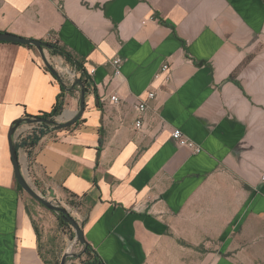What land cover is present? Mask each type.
Here are the masks:
<instances>
[{"label": "crops", "instance_id": "crops-1", "mask_svg": "<svg viewBox=\"0 0 264 264\" xmlns=\"http://www.w3.org/2000/svg\"><path fill=\"white\" fill-rule=\"evenodd\" d=\"M0 33L58 44L89 78L74 125L16 148L39 189L82 209L103 264H264V0H0ZM54 57L0 42V264H45L8 132L52 110ZM62 84L70 117L80 89Z\"/></svg>", "mask_w": 264, "mask_h": 264}, {"label": "rangeland", "instance_id": "rangeland-1", "mask_svg": "<svg viewBox=\"0 0 264 264\" xmlns=\"http://www.w3.org/2000/svg\"><path fill=\"white\" fill-rule=\"evenodd\" d=\"M52 65L56 67L63 77V83L67 86L74 85L75 81L79 79L74 73L76 71L64 59H59L58 56L54 57ZM56 121H58V118ZM23 173L27 182L37 192V195L53 203L54 206L64 208L82 228L84 227V220L80 213L82 209L76 204L70 203L69 200H62L55 198L52 194H45V192L38 188L37 184L28 178L25 169ZM21 197L25 203L26 212L32 218L33 226L39 234V251L43 259L51 264H61L63 257L67 256L63 264H82L83 260L85 261L87 258L83 256V246L76 241L74 231L70 225L60 224L58 214L40 205L36 200L25 194V192L22 191Z\"/></svg>", "mask_w": 264, "mask_h": 264}, {"label": "water", "instance_id": "water-1", "mask_svg": "<svg viewBox=\"0 0 264 264\" xmlns=\"http://www.w3.org/2000/svg\"><path fill=\"white\" fill-rule=\"evenodd\" d=\"M0 42H8L9 44H21L25 46H32L39 53H41V55L44 50L52 51L55 48L52 44L42 42V40L26 39L24 37L10 35L9 33H0ZM43 62H44L43 65L45 66V68H47L53 76H55L57 79L61 78L58 71L55 70L54 67L48 61L43 59ZM62 83L63 82H61V79H60V85H63ZM72 87L73 89L77 87L80 89L79 106H78V111L76 113H74L70 117H66L65 116L66 112L63 111L60 114L58 121L41 120L40 118L19 119L12 124V127H10V130L8 132V142H9L8 146H9V153L11 157V164H12V168L14 171V178L17 184L21 187L22 191L25 192V194H27L32 199L36 200L37 203L41 204L42 206L49 209L50 211H53L54 213L58 214L62 220L69 223L70 227L74 231L76 241L79 242L78 244L85 247L87 242L85 240V235H84L82 226L76 220H74L64 208L54 206L53 203L47 201L42 196L37 195V192L27 182L26 178L24 177L25 175L23 173L22 167L19 163L18 152H17V148L14 142V137L16 135L15 133L17 129L19 128V126L22 124H28V125L47 124V125H51L52 128L55 130L65 129L71 125H74L80 119L82 113H84V110H85L84 97H85L86 92H85L84 85L79 79L75 81ZM66 258L67 256L63 257L61 264L64 263V260Z\"/></svg>", "mask_w": 264, "mask_h": 264}, {"label": "trees", "instance_id": "trees-1", "mask_svg": "<svg viewBox=\"0 0 264 264\" xmlns=\"http://www.w3.org/2000/svg\"><path fill=\"white\" fill-rule=\"evenodd\" d=\"M52 45L55 47L52 51H50V53L52 55H55V56H58V57L64 59L68 64H70V66L73 67V69L76 72L81 73V77L79 80L84 85L85 92H87L88 91L87 81L89 78H88L85 70L82 68V64L80 62L74 60V58L71 56V54L66 52L62 47H59L58 44H52ZM60 90H61V93L57 97L56 102H55V104H54V106L50 112L41 113V114L39 113L38 115H35V116L26 115L25 118H40L41 120H53V121L56 120L60 116V114L63 112V109H64V97H65L66 88L63 85H60ZM37 127L38 128L32 129L29 132V134H26V135L23 134L19 140V144H17L16 147L17 148L22 147L25 149L33 147L35 144H37V142L41 139V137L48 130L53 129L51 125H47V124H40V125L37 124ZM18 188L22 193V189L19 185H18ZM71 197L74 198V196H71ZM70 203H74V202L70 201ZM74 204H76V203H74ZM58 220H59L60 224L69 226V224L67 222H65L64 220H62L60 217H58ZM83 225H84V221H83ZM34 230H35L36 236L38 238V241L40 242V237H39V234H38L35 227H34ZM83 256L87 259H85V261L83 260L82 264H103V262L101 261L100 257L97 255V253L87 243H86L85 247L83 246ZM43 261L45 264H51L44 259H43Z\"/></svg>", "mask_w": 264, "mask_h": 264}, {"label": "built area", "instance_id": "built-area-1", "mask_svg": "<svg viewBox=\"0 0 264 264\" xmlns=\"http://www.w3.org/2000/svg\"><path fill=\"white\" fill-rule=\"evenodd\" d=\"M121 65V58H114L113 60H112V66H113V68H114V76H118L119 75V66ZM169 65H164L163 67H161V73H160V75L161 74H163V73H166L168 70H169ZM75 75V74H74ZM154 93L153 92H150V93H148V95H147V99H145V100H143V101H141L140 103H139V105L136 107V109H137V111L140 113V114H142L145 110H146V108H147V101L148 100H151V99H154ZM109 101L110 102H113V103H118L119 102V97H117V96H112V97H110L109 98ZM140 126H141V121H140V119H138V120H136V128H140ZM182 132L180 131V130H178V129H176V130H174L172 133H171V138L173 139V140H175L177 143H178V145H181V146H189V147H194V145L191 143V142H189V141H187L183 136H182V134H181ZM22 135H23V132H19V133H17V135H16V139H20L21 137H22ZM194 151L197 153V152H199V148H195L194 149Z\"/></svg>", "mask_w": 264, "mask_h": 264}]
</instances>
